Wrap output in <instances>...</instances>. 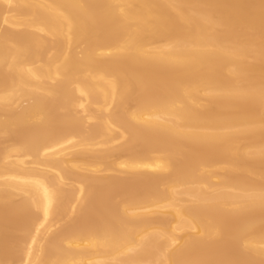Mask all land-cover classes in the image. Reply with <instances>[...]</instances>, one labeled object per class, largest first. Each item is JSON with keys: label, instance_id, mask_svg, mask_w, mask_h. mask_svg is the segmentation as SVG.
<instances>
[{"label": "bare ground", "instance_id": "obj_1", "mask_svg": "<svg viewBox=\"0 0 264 264\" xmlns=\"http://www.w3.org/2000/svg\"><path fill=\"white\" fill-rule=\"evenodd\" d=\"M0 264H264V0H0Z\"/></svg>", "mask_w": 264, "mask_h": 264}]
</instances>
